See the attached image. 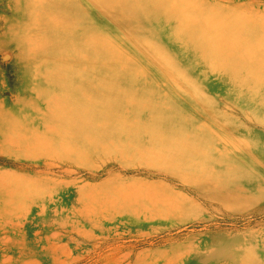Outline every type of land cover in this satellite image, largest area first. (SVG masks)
<instances>
[{"label": "rangeland", "instance_id": "obj_1", "mask_svg": "<svg viewBox=\"0 0 264 264\" xmlns=\"http://www.w3.org/2000/svg\"><path fill=\"white\" fill-rule=\"evenodd\" d=\"M0 264H264V0H0Z\"/></svg>", "mask_w": 264, "mask_h": 264}, {"label": "bare ground", "instance_id": "obj_2", "mask_svg": "<svg viewBox=\"0 0 264 264\" xmlns=\"http://www.w3.org/2000/svg\"><path fill=\"white\" fill-rule=\"evenodd\" d=\"M99 1H101V0H99ZM102 1H104V0H102ZM108 8L111 10H114L116 8V5L115 4H108ZM56 23H57V21H56ZM71 31H75V30H71ZM69 35H70V33H67L66 37H68L69 39H67V40L65 39V41L69 40V43H72L73 46H71L70 49H67L66 53L58 52V56H56V55L54 56L57 58L55 60V65H57L56 67H59L65 63H67L68 64L67 66L71 67L70 69H75V71H79L77 69H80V70H85L86 72H88L87 70H90V69L95 70L99 65L98 63H95V61H93V62L90 61V63H89L88 59L90 57V54L99 55L103 52H106V53L114 52L112 46L107 45V43L105 42V39H103L102 37H96V39L94 38V36L88 37V42L86 44L82 45V44H78V43L74 42V40L70 41V39L73 37H69ZM62 38H63V36L62 37L60 36V46H59L58 50L64 48L63 47L64 43H62ZM197 44L199 45V47L203 45L202 43H201L202 45L199 43H197ZM51 46H52V38H44V40H40L39 43H37V47L40 50H45V49L48 50ZM218 48L219 49L222 48V50H223V47L218 46ZM73 49H74V52H73ZM217 52H218V50H217ZM223 54L224 53L222 52V53H219L218 55L223 56ZM71 58H73L74 60L72 61ZM217 58H221V60H223V62L225 63V61L222 57H217ZM94 101H95L94 105H92V104L90 105L89 103L78 104L79 102H77V103H75L76 105H73V107L75 109L69 110L68 108L65 107V105L69 104L70 100L66 97L57 98L54 102L50 101V102H52L51 103L52 107L50 110V116L52 118H55V119L61 117V119L62 118L67 119L68 122L71 121L72 124L77 125V124H83L85 122H88L87 124H90L92 121V118H94L96 115L97 116H108L111 113L109 107H111L112 103H107V105H106L101 100L94 99ZM169 166L175 167L176 164H169ZM160 172L163 174L162 171H160ZM146 196H147L146 199H149V200L154 198V197H152L153 195H151L150 193H148V195L145 192L144 193L142 192V194H139V198L142 200Z\"/></svg>", "mask_w": 264, "mask_h": 264}, {"label": "crops", "instance_id": "obj_3", "mask_svg": "<svg viewBox=\"0 0 264 264\" xmlns=\"http://www.w3.org/2000/svg\"><path fill=\"white\" fill-rule=\"evenodd\" d=\"M192 71V70H191ZM193 73H194V71H192ZM209 73H210V71H209ZM208 73V74H209ZM217 73H219V72H217ZM220 74V73H219ZM221 75V74H220ZM196 76H199V75H196ZM214 77H216L215 75H214ZM214 79V78H213ZM214 81H216V80H214Z\"/></svg>", "mask_w": 264, "mask_h": 264}]
</instances>
